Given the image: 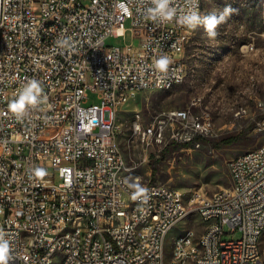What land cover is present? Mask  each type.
Wrapping results in <instances>:
<instances>
[{"label":"built area","instance_id":"built-area-1","mask_svg":"<svg viewBox=\"0 0 264 264\" xmlns=\"http://www.w3.org/2000/svg\"><path fill=\"white\" fill-rule=\"evenodd\" d=\"M153 6L151 0H0V231L10 245L7 264L49 262L62 247H69L66 264H168L164 238L189 221L205 224V233L188 246L189 227L187 239H179L178 264H264V144L229 162L227 189L186 194L148 184L133 199L132 185L141 178L117 147L119 115L141 94L185 82L194 28L179 17L189 8L199 12L201 0H173L171 20L151 19ZM128 32L131 45L107 46ZM161 55L171 60L167 73L155 68ZM29 80L40 83L42 102L13 114L9 104ZM134 112L131 138L147 147L192 144L212 131L186 110L164 112L148 127L138 124L144 114ZM137 130H145L144 139ZM185 196L194 203L184 204ZM73 215L89 220L88 229L79 225L62 236ZM226 227L241 238L224 240Z\"/></svg>","mask_w":264,"mask_h":264},{"label":"rangeland","instance_id":"rangeland-1","mask_svg":"<svg viewBox=\"0 0 264 264\" xmlns=\"http://www.w3.org/2000/svg\"><path fill=\"white\" fill-rule=\"evenodd\" d=\"M201 1L202 16L225 8L232 11L217 27L215 37H209L202 25L189 34L185 82L167 91L141 94L119 115L118 144L134 175L141 178L139 185L162 184L186 194L216 193L231 186L229 162L264 144V0ZM130 27L127 23L126 28ZM132 43L128 32L125 39L109 38L107 46L124 48ZM89 97L97 101L91 92ZM135 110L144 114L147 124L163 118L164 112L186 110L192 118L208 121L212 131L190 146L169 141L166 147H147L131 138ZM166 124L170 125L167 120ZM202 226L189 221L175 232L190 227L202 233ZM225 232L224 240L242 236L239 231L230 233L229 227ZM174 233L167 240V260Z\"/></svg>","mask_w":264,"mask_h":264},{"label":"clouds","instance_id":"clouds-1","mask_svg":"<svg viewBox=\"0 0 264 264\" xmlns=\"http://www.w3.org/2000/svg\"><path fill=\"white\" fill-rule=\"evenodd\" d=\"M151 3L154 6L148 8L147 12L153 20H171L177 15V9L172 6L173 0H151ZM231 11L230 8H225V10L219 14L213 12L201 16L194 8H189L187 11L183 12L179 19L181 23L191 28L202 25L209 37H215L217 34V27L226 20ZM170 63L171 60L167 55H161L155 61V68L161 73H167ZM40 92V83L36 80H29L19 92L18 97L9 104L10 111L16 115H22L27 106L38 105L42 102L39 95ZM41 174L43 173L41 172ZM132 188L135 189L133 192V199L141 197L146 191V188L141 187L139 183L133 184ZM3 235L4 233L0 231V264H7L10 259V245L9 241L2 239Z\"/></svg>","mask_w":264,"mask_h":264},{"label":"bare ground","instance_id":"bare-ground-1","mask_svg":"<svg viewBox=\"0 0 264 264\" xmlns=\"http://www.w3.org/2000/svg\"><path fill=\"white\" fill-rule=\"evenodd\" d=\"M202 2V1H201ZM199 14L202 16V3L201 8H199ZM181 85L178 83H170L168 86L165 87V90L161 91H167L172 89L173 87ZM133 123H137V112H134L132 116V121L130 125L131 134L133 135ZM138 124L140 127H148V124L145 121L144 116L138 117ZM145 138V130H137V139H144ZM116 144L117 147L120 148L118 144V135L116 137ZM120 153H122L120 149ZM124 155V154H123ZM134 178H140L137 175H134ZM194 203V196H185L184 197V204H192ZM80 225V230H87L89 227V220H81V215H73L70 219H68V226L69 227H62V236H69L70 235V229H77ZM198 227V224L196 225ZM203 231L202 233H198L196 229L192 228V234L190 235L188 239V246H195L196 243L201 240V234L205 233V224L202 226ZM173 233H167L164 238V260L168 264H178V249H179V239H187L189 235V230L181 231V233H178V238L175 236L172 237L171 241V254L170 258L167 260L166 258V244L167 240L170 235ZM69 261V247H62V253L59 257H49V262H45L42 264H53L56 262L57 264H66Z\"/></svg>","mask_w":264,"mask_h":264},{"label":"trees","instance_id":"trees-1","mask_svg":"<svg viewBox=\"0 0 264 264\" xmlns=\"http://www.w3.org/2000/svg\"><path fill=\"white\" fill-rule=\"evenodd\" d=\"M228 142V141H227ZM230 142V141H229ZM195 142H193L192 144H185L186 146H190V145H194Z\"/></svg>","mask_w":264,"mask_h":264}]
</instances>
